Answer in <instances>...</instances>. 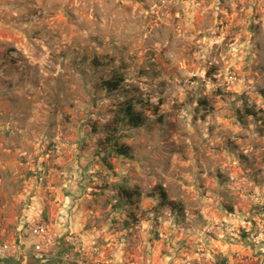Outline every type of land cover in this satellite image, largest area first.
I'll list each match as a JSON object with an SVG mask.
<instances>
[{
	"label": "rangeland",
	"instance_id": "rangeland-1",
	"mask_svg": "<svg viewBox=\"0 0 264 264\" xmlns=\"http://www.w3.org/2000/svg\"><path fill=\"white\" fill-rule=\"evenodd\" d=\"M2 53L14 63L0 65V105L24 115L21 136L40 139V154L91 158L84 192L126 251L116 263L83 243L93 260L171 263L180 233L202 222L231 218L240 235L241 217L264 219V0H0ZM93 56L112 59L162 118L122 139L134 156L112 157L111 170L93 155L91 126L113 101L81 63ZM118 183L142 192L138 209L113 208ZM156 185L182 215L146 195ZM133 208L139 221L125 224Z\"/></svg>",
	"mask_w": 264,
	"mask_h": 264
},
{
	"label": "crops",
	"instance_id": "crops-1",
	"mask_svg": "<svg viewBox=\"0 0 264 264\" xmlns=\"http://www.w3.org/2000/svg\"><path fill=\"white\" fill-rule=\"evenodd\" d=\"M20 112L0 105V241L18 242L29 250L36 238L22 235V227L47 220L61 232L80 234L84 245L98 254H112L116 263L124 261L125 244L110 235L106 220L96 219L100 215L94 214L93 199L84 192L82 171L91 158L88 154H40V139L21 136L24 115ZM220 219L202 222L192 233L181 232L171 263L170 254L158 259L154 253L150 259L145 254V264H264V219L252 217L253 225L251 219L241 217L236 224L246 233L240 235L232 230L231 218ZM205 227L212 234L203 233ZM0 264L75 263L59 256L39 259L23 251L0 256Z\"/></svg>",
	"mask_w": 264,
	"mask_h": 264
},
{
	"label": "trees",
	"instance_id": "trees-1",
	"mask_svg": "<svg viewBox=\"0 0 264 264\" xmlns=\"http://www.w3.org/2000/svg\"><path fill=\"white\" fill-rule=\"evenodd\" d=\"M9 55L8 53L0 54V65L14 63ZM81 63L95 79L92 85L95 92L113 95V101L106 110L107 116L101 122H95L91 126V132L97 135L93 155L104 167L111 170L112 157L133 158V147L122 141L131 130L146 125L150 121L161 123L162 118L158 115L159 106L143 98L135 87L124 84L125 73L119 66L112 64V59L93 56L87 60L82 58ZM244 111L255 120L260 119L258 111L253 108L247 107ZM114 189L116 197L113 208L120 209L134 205L135 209H138L137 203L142 197V192L138 188H128L125 184L118 183ZM146 195L156 199L157 207L166 208L175 216L183 214L181 202L170 199L163 186H154ZM135 209L128 212L125 224L139 221Z\"/></svg>",
	"mask_w": 264,
	"mask_h": 264
},
{
	"label": "built area",
	"instance_id": "built-area-1",
	"mask_svg": "<svg viewBox=\"0 0 264 264\" xmlns=\"http://www.w3.org/2000/svg\"><path fill=\"white\" fill-rule=\"evenodd\" d=\"M21 234L36 238L31 248L28 250L18 242L0 241V256H13L28 251L39 259L59 256L62 260L75 264H108L93 260L78 234L61 232L53 222H31L22 227Z\"/></svg>",
	"mask_w": 264,
	"mask_h": 264
}]
</instances>
